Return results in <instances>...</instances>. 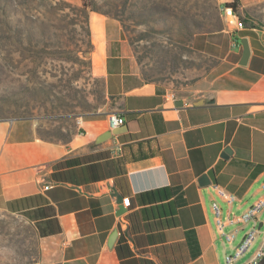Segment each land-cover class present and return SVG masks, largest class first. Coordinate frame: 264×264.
<instances>
[{"label": "crops", "instance_id": "0c3cea01", "mask_svg": "<svg viewBox=\"0 0 264 264\" xmlns=\"http://www.w3.org/2000/svg\"><path fill=\"white\" fill-rule=\"evenodd\" d=\"M248 31L192 90L175 94L145 80L117 20L91 18L105 110L82 117L67 141L0 122V212L34 226L40 264H225L254 226L242 215L264 195V31ZM109 112L123 127L99 143ZM255 221L264 226V209ZM260 245L233 264L257 262Z\"/></svg>", "mask_w": 264, "mask_h": 264}, {"label": "rangeland", "instance_id": "374dc122", "mask_svg": "<svg viewBox=\"0 0 264 264\" xmlns=\"http://www.w3.org/2000/svg\"><path fill=\"white\" fill-rule=\"evenodd\" d=\"M230 1L91 2L119 19L142 75L178 94L192 90L234 50L237 34L264 31V0H239L243 31L219 13V6ZM81 4L0 0V122L25 121L43 139L67 141L82 117L105 110L108 101L91 40V18L100 14L90 12L86 24ZM204 27L214 32L202 33ZM0 264H40L39 236L21 214L0 212Z\"/></svg>", "mask_w": 264, "mask_h": 264}, {"label": "built area", "instance_id": "2783aa9c", "mask_svg": "<svg viewBox=\"0 0 264 264\" xmlns=\"http://www.w3.org/2000/svg\"><path fill=\"white\" fill-rule=\"evenodd\" d=\"M219 13L228 24H230L232 27L235 28L236 31H243L245 29L244 23L242 22L239 15L235 13L232 10V8L226 6V3L221 4V6H219ZM169 99L172 101L176 100L173 94L169 95ZM107 119H108V127L110 131L117 129L122 124V118L116 112H109L107 114ZM216 187L217 186H215V188ZM262 188L264 190V183L262 185ZM45 189H47V187H45ZM226 198L228 203H231L232 201L235 200L234 196L231 194L227 195ZM130 202L131 200L129 197L122 199V204L126 208L129 207ZM211 209L213 212L216 227L221 228L223 226V223L221 221L220 206L218 205L217 202H213L211 204ZM262 209H264V195L242 215L241 219L243 222H248L251 220L253 221L254 226L245 233L242 241L236 248L231 249L229 252L225 254L224 259L226 264H233L234 262L239 260L240 259L239 251L241 249H250L259 235H261L262 238H261V245L257 253V259H261L264 257V229L261 230L257 228L255 221L257 213ZM225 239L228 241L230 239V236L226 235Z\"/></svg>", "mask_w": 264, "mask_h": 264}, {"label": "trees", "instance_id": "16d2710c", "mask_svg": "<svg viewBox=\"0 0 264 264\" xmlns=\"http://www.w3.org/2000/svg\"><path fill=\"white\" fill-rule=\"evenodd\" d=\"M92 0H82V4H81V7L78 8V11L81 13L82 17L84 18V22L87 24V22L89 23V13L90 12H97L99 13L100 15H103L105 17H109V18H112V19H115L119 22V19L116 17V16H112L110 15L109 13H106V12H100L99 10H97L95 8V6L92 4L91 2ZM226 6L232 8V10L239 14V7H240V2L239 0H231L230 2L226 3ZM240 17V16H239ZM242 20V19H241ZM243 22V21H242ZM121 25V24H120ZM122 27V26H121ZM204 29V31L202 33H212L214 32V30L212 29H209V28H202ZM88 32V31H87ZM248 34H243L242 36H247ZM239 41L240 39L238 40V44H239ZM144 77V76H143ZM145 78V77H144ZM145 80L147 82H154L150 79H146ZM252 264H264V257L259 259L257 262L255 263H252Z\"/></svg>", "mask_w": 264, "mask_h": 264}, {"label": "water", "instance_id": "95a60500", "mask_svg": "<svg viewBox=\"0 0 264 264\" xmlns=\"http://www.w3.org/2000/svg\"><path fill=\"white\" fill-rule=\"evenodd\" d=\"M240 46L242 48V55H241V58L239 60V65L240 66H246L247 62H248V59H249V56H250V46H249V42H248V39L246 37H243L240 39ZM202 102H198L197 104H201ZM183 105V102L182 101H177L175 102V106L176 107H181ZM123 126H119L117 129L113 130V131H106L104 132L97 140V142H103V141H106L108 139L111 138L112 135H115L119 132H121V128ZM224 154H229V151L228 150H225L224 151ZM205 180L204 178H202V181ZM201 181V182H202ZM120 209V208H119ZM124 212L123 209H120L119 212H118V216L121 215L122 213ZM116 235H117V232H114L109 240V247L112 246L115 238H116Z\"/></svg>", "mask_w": 264, "mask_h": 264}, {"label": "bare ground", "instance_id": "6f19581e", "mask_svg": "<svg viewBox=\"0 0 264 264\" xmlns=\"http://www.w3.org/2000/svg\"><path fill=\"white\" fill-rule=\"evenodd\" d=\"M249 249H241L239 251V258H241L244 254H246L248 252Z\"/></svg>", "mask_w": 264, "mask_h": 264}]
</instances>
